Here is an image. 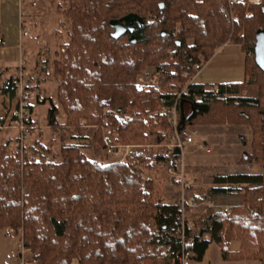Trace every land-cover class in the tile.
Segmentation results:
<instances>
[{"label":"trees","instance_id":"trees-1","mask_svg":"<svg viewBox=\"0 0 264 264\" xmlns=\"http://www.w3.org/2000/svg\"><path fill=\"white\" fill-rule=\"evenodd\" d=\"M61 4L60 13L70 26L52 63L64 127L79 134L84 127H96L94 138L102 147L105 127L124 142L146 141L147 131L167 128L165 117L151 123L148 114L172 105L177 93L139 86L138 76L152 66L169 71L174 91L187 86L179 99L180 111L183 103L190 106V117L184 122L181 118L182 132L189 125L247 124L253 131L252 152L242 157V163H264V71L254 56H246L242 82L192 81L199 57L207 61L225 43L241 45L246 54L254 52L256 33L264 29V0L258 4L63 0ZM129 14L142 22L115 38L112 21ZM49 64L45 59L48 74ZM13 78L14 74L7 77L2 87L12 99ZM38 86L27 88L33 91ZM48 100L42 97L38 103ZM29 108L33 113L34 105ZM58 111L55 105L49 109V126L60 125ZM1 133L2 129L0 138ZM10 144L11 140L0 143V229L22 232L24 247L32 250L39 264H72L73 259L80 264H157L172 260L169 252L181 249L180 206L158 200L153 179H144L133 163L104 164L90 159L76 144H63L57 159L40 140L29 143L31 153L21 159L18 145L10 150ZM215 182L253 187L246 188L243 203L228 213H210L200 233L188 229L192 243L187 248L200 259L215 241L225 259L264 263V174H230ZM206 233L210 240L203 238ZM232 241L240 242L237 251L230 250Z\"/></svg>","mask_w":264,"mask_h":264},{"label":"rangeland","instance_id":"rangeland-1","mask_svg":"<svg viewBox=\"0 0 264 264\" xmlns=\"http://www.w3.org/2000/svg\"><path fill=\"white\" fill-rule=\"evenodd\" d=\"M35 2L33 22L28 23V36L24 39L27 46L25 49L26 69L28 71L26 80L31 86L41 85L39 90L41 98L47 97L50 100L46 103H37L36 98L33 99V116L37 127L30 133L28 144H32L36 139L43 141L42 143L52 150V154L58 156L57 159H59L60 147L63 144H76L81 145L83 152L92 160L102 161L104 164L116 162L124 164L120 160H125L129 166L133 163L138 170L144 173V179H153L154 194L158 200L166 204L179 205L180 184L176 183L174 186L166 180L168 174L165 168L172 155L170 154V147L174 141L171 140L174 130L169 118L164 114L165 105L151 111L148 114V119L152 120L151 123H160L165 117L168 127H156L155 133L147 131L146 141L124 142L120 140L119 134L113 129L105 127L102 134L104 147H102L94 138L96 127H84L81 134L75 128L64 127L65 115L60 109L56 97L58 82L53 75L52 61L56 57L55 52L58 50L59 44L67 37L70 21L60 13L59 5L63 3V0H35ZM153 20L154 17L150 16L149 21ZM179 29L180 25L178 24L177 30L179 31ZM189 43L192 45L193 40H189ZM45 59L50 61L49 74L44 72ZM199 59V62H206L203 56H200ZM168 72L152 66L147 67L138 76V84L139 86L153 87L163 92H175L178 96L186 90L187 86L174 91L171 86L175 85V82L168 77ZM32 92L36 95V89ZM9 104L10 98L0 89V113H6V106ZM13 105H15L14 98ZM54 105L59 107L57 120L60 125L48 128L49 109ZM179 118L181 122L180 112ZM82 122L85 123V120ZM8 130L2 129V132ZM10 130L16 131L15 129ZM184 132L183 137L187 134L194 135V142L185 147V163L187 180L194 184L188 193L195 196L198 202L197 208L189 211L188 221L197 234L207 226L210 213L221 212V206L224 205L233 208L242 204L246 188L253 187V185L248 184H218L215 180L219 176L237 173L264 174V163L261 160H254L249 164L242 163V157L252 152L253 131L247 124L189 125ZM78 134L82 137H79ZM5 138V136H1L0 143L7 141ZM31 144L28 145L29 152L27 154L31 153ZM112 144L119 145L121 151L113 150L109 153L108 149ZM201 144L205 150L198 149ZM16 147L17 145L11 147L10 150ZM216 188L224 191H217ZM211 202L217 207H210ZM232 242L240 246L239 241ZM27 256L30 259L34 258L32 252L27 253ZM73 261L77 262L78 260L73 259ZM37 264H39L38 260Z\"/></svg>","mask_w":264,"mask_h":264},{"label":"crops","instance_id":"crops-1","mask_svg":"<svg viewBox=\"0 0 264 264\" xmlns=\"http://www.w3.org/2000/svg\"><path fill=\"white\" fill-rule=\"evenodd\" d=\"M35 3V0H0V89L4 86L5 79L11 76L21 64L27 66L25 58L27 46L24 39L28 35H24V30L29 31L28 23L33 22ZM246 56L247 54L243 51L241 45L225 43L204 63V66L193 77L192 81L206 85L242 82L246 78ZM35 89L37 95L40 93L41 85ZM2 91L10 98L8 93L3 89ZM39 98L41 99V94L36 98L37 103ZM12 103L13 99L10 98V104L6 106V112L12 107ZM180 113L181 116L189 115V104L183 103ZM1 134L2 137H6V140H11L10 148L16 145L17 131L14 132L9 129ZM191 232L195 233L193 227ZM203 238L210 240L207 233L203 235ZM229 246L232 251H237L240 248L239 244L235 242H231ZM23 248L25 247L21 232L15 233L9 229H0V264H21L20 254ZM157 264H174V261L170 259L164 262L159 261ZM191 264L264 263L256 259H225L222 247L215 241H211L203 256L200 259L194 258Z\"/></svg>","mask_w":264,"mask_h":264},{"label":"built area","instance_id":"built-area-1","mask_svg":"<svg viewBox=\"0 0 264 264\" xmlns=\"http://www.w3.org/2000/svg\"><path fill=\"white\" fill-rule=\"evenodd\" d=\"M241 0H229V3H236ZM249 4H258L262 0H246ZM24 35H28V31L24 30ZM248 56H254V52L250 51L247 53ZM204 61L196 62L193 66L196 74L204 66ZM195 74V75H196ZM28 71L25 64H21L14 73V78L12 80L14 87V99L15 105H13L9 111L6 113H0V129H15L17 131V145L20 156L23 159L24 155L29 152L28 149V140L32 130L37 127V123L34 121L33 113L30 111V106L33 104V99L35 94L32 90L27 88L28 81L26 80ZM217 90V89H216ZM184 90L182 93H184ZM180 93L175 102L164 108V114L170 120V124L174 130V135H172L173 144L170 147L171 158L168 161L165 170H167L168 182L172 185L176 183L181 186V194L179 196V206H180V218L181 222L177 227V232L179 238L181 239V249L172 250L169 252L170 256L173 258L174 264H191L194 260L196 253L193 250L187 248V245L192 243V240L188 238L187 230H191V225L188 221L189 211L194 210L198 206V202L195 196H191L188 191L193 187L194 184L187 180V171L185 163V147L189 143L194 142V135H185V132H181V123L179 118V99L182 95ZM195 134V133H194ZM198 149H204L205 147L201 144L198 146ZM121 151V147L117 144H112L108 149V152L112 151ZM123 161L125 165H128L125 160ZM140 171V170H139ZM140 174L143 176L144 173L140 171ZM210 207L216 208L213 202L209 204ZM232 208L229 205L221 206V212L228 213ZM14 231L13 229H9ZM31 249L23 248L20 254L21 264H37L36 258H28L27 253H31ZM72 264H80L79 260L77 262H72Z\"/></svg>","mask_w":264,"mask_h":264},{"label":"water","instance_id":"water-1","mask_svg":"<svg viewBox=\"0 0 264 264\" xmlns=\"http://www.w3.org/2000/svg\"><path fill=\"white\" fill-rule=\"evenodd\" d=\"M141 22H142L141 18L136 14H129L119 20L112 21V25L114 27V31L112 32V35L115 38H119L127 31L132 32L134 30V23H141ZM254 59L257 65L264 71V29H259L256 33ZM189 117H190L189 115L187 117L183 115L182 122H184L185 119ZM182 129L183 127L181 126V130Z\"/></svg>","mask_w":264,"mask_h":264}]
</instances>
